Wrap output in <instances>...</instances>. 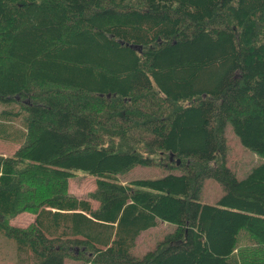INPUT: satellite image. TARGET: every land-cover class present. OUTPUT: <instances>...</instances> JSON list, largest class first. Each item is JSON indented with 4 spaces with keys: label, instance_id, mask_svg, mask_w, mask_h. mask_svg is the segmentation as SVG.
I'll return each instance as SVG.
<instances>
[{
    "label": "trees",
    "instance_id": "1",
    "mask_svg": "<svg viewBox=\"0 0 264 264\" xmlns=\"http://www.w3.org/2000/svg\"><path fill=\"white\" fill-rule=\"evenodd\" d=\"M227 125L264 158V0H0V140L18 145L0 155V260L264 264L242 251H264V161L238 179ZM154 157L165 176L117 179ZM78 171L96 209L67 192ZM159 221L174 229L133 256Z\"/></svg>",
    "mask_w": 264,
    "mask_h": 264
},
{
    "label": "rangeland",
    "instance_id": "2",
    "mask_svg": "<svg viewBox=\"0 0 264 264\" xmlns=\"http://www.w3.org/2000/svg\"><path fill=\"white\" fill-rule=\"evenodd\" d=\"M225 139L227 144V160L228 166L233 170L238 179H243L251 169L259 165L264 161V158L254 154L248 149L244 148L238 138L234 135L230 125H227L225 128ZM18 145L1 141L0 140V155L11 156L17 150ZM159 164L154 166H136L129 170L128 172L118 175L117 179L120 183L128 184L135 180L140 179H157L166 175L167 170L165 168V161H161L160 157H154ZM157 162V163H158ZM95 180L94 178L86 175L84 172L78 171L74 172L72 177L68 180V194L78 198V199H89V202L93 209L98 207V202L90 199V195L95 190ZM223 195L222 188L214 180L208 179L204 182L202 193H201V202L203 204H215L220 197ZM34 221V214L23 211L19 212L14 217H11L7 220L10 226H15L19 228H27ZM172 224L159 221L156 227L150 228L142 232L137 240L135 246L132 248L131 253L137 258L143 257L147 252H150L155 249L157 244L163 240L166 234L172 231L174 228ZM247 243L242 242L240 245L244 247ZM255 249V248H254ZM242 251H245L246 257L249 256H259L264 259V251L260 250V253L255 252L251 248H244ZM78 253V251H77ZM76 253V254H77ZM0 264H13L9 259L0 260ZM64 264H88L83 260H75L72 257H69L65 260Z\"/></svg>",
    "mask_w": 264,
    "mask_h": 264
},
{
    "label": "water",
    "instance_id": "3",
    "mask_svg": "<svg viewBox=\"0 0 264 264\" xmlns=\"http://www.w3.org/2000/svg\"><path fill=\"white\" fill-rule=\"evenodd\" d=\"M170 160H172V157H170ZM177 163H179V161H177Z\"/></svg>",
    "mask_w": 264,
    "mask_h": 264
}]
</instances>
